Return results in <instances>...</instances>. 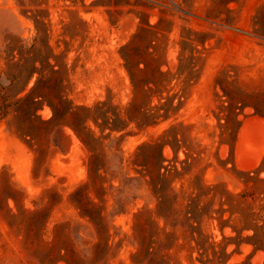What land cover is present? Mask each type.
<instances>
[{
	"label": "rangeland",
	"instance_id": "1",
	"mask_svg": "<svg viewBox=\"0 0 264 264\" xmlns=\"http://www.w3.org/2000/svg\"><path fill=\"white\" fill-rule=\"evenodd\" d=\"M126 45L166 73L140 85L143 112L179 108L101 138L95 183L65 111L128 121ZM35 85L66 101L53 122L47 99L20 100ZM145 142L162 151L135 164ZM81 185L105 231L71 203ZM70 241L72 264H264V0H0V264H69Z\"/></svg>",
	"mask_w": 264,
	"mask_h": 264
},
{
	"label": "trees",
	"instance_id": "2",
	"mask_svg": "<svg viewBox=\"0 0 264 264\" xmlns=\"http://www.w3.org/2000/svg\"><path fill=\"white\" fill-rule=\"evenodd\" d=\"M127 50V54L124 55L126 66L129 71L131 81L134 85L135 96L133 102L131 103V107L127 109L128 112V121L123 118L119 112L112 110L111 108L105 109L107 103H99L95 108H87V107H75L69 104L68 109L65 111L69 117L71 116L74 120L69 123V126L72 127L77 136L81 139L84 145L90 151V160H89V174L90 178L96 183L97 180L103 179V175L101 174V169L104 166H101V162L103 161L104 154L100 151V146H103V141L101 138H110L114 131L120 132L129 126L130 121H135L139 128H143L149 125L158 124L160 121L167 120L170 117V111H176L179 108L178 106H174L173 102H166L164 104H156L151 106L148 112H143V106L138 103V96L141 94L140 85L143 83L149 87L152 92H154L151 84L155 85L157 88L163 84L166 73L163 72L160 67L154 66L155 62L148 60H138L132 56V50L130 45H126L124 47ZM141 63L144 64V67L141 68ZM37 69V68H36ZM149 70V74L140 78L138 72H146ZM39 71V70H38ZM44 70H40L39 74L41 78L37 81V85L41 80H43ZM35 85L32 90L26 94L23 98H20L22 102L31 99L33 103H37L40 99L48 100L53 112L54 117L51 118L48 122H53L55 117L57 116L59 110H61V105L65 104L66 101L62 99V97L58 96L57 98L49 99L46 95L37 94ZM162 90H160L159 99H162ZM51 97V96H49ZM151 98L149 104H151ZM57 99V100H56ZM180 104V103H179ZM39 109V107H38ZM36 109L35 111H37ZM80 109L86 110L89 115L83 119L82 114L80 113ZM6 113V112H5ZM4 113V114H5ZM89 119H92L102 130V133L105 132L106 129H109L110 132L105 137H96L95 133L87 129L86 123ZM102 120V122H100ZM152 148H160L162 151L163 144L160 143H152L145 142L139 146V153H137V157L134 161L135 164L138 163L139 157L143 154L147 156V154L151 151ZM146 166V164H140ZM87 185L79 186L74 192L70 195V201L73 205L77 207L81 217L88 218L92 223L95 224L97 230L100 233V229L104 228L105 231V215L103 214V207H101L97 202H95L89 193L86 191ZM103 190V186H100V190ZM147 210H144L137 214V216H142L146 214ZM70 226V222H69ZM100 243L97 246L100 247ZM147 242L143 243V248L147 250L148 248ZM72 256H75L77 263H85L86 261L83 257L75 251L73 244L71 241L69 242V264H72Z\"/></svg>",
	"mask_w": 264,
	"mask_h": 264
}]
</instances>
